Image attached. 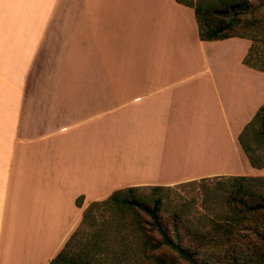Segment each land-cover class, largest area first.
<instances>
[{
  "label": "crops",
  "instance_id": "obj_1",
  "mask_svg": "<svg viewBox=\"0 0 264 264\" xmlns=\"http://www.w3.org/2000/svg\"><path fill=\"white\" fill-rule=\"evenodd\" d=\"M251 46L178 0H0V264H50L116 190L264 176Z\"/></svg>",
  "mask_w": 264,
  "mask_h": 264
},
{
  "label": "trees",
  "instance_id": "obj_2",
  "mask_svg": "<svg viewBox=\"0 0 264 264\" xmlns=\"http://www.w3.org/2000/svg\"><path fill=\"white\" fill-rule=\"evenodd\" d=\"M178 1L194 7L201 39L216 40L232 36L251 39L252 46L244 62L264 70V60L259 59L255 48L256 38L247 32L235 33V26L242 22L240 15L263 8L264 0H260V5L250 0H229L226 6L218 5L221 0ZM226 16L230 17L227 19ZM254 26L264 28V18L256 20ZM263 121L264 105L239 137L252 165L259 168L264 165V129L258 128L261 124L264 127ZM250 132H254L253 141L248 140ZM259 150H263V155L255 154ZM263 180L264 177L222 175L181 183L204 186L208 211L199 220L195 216L193 220L186 209L174 204L170 198L167 200L168 195L164 193L128 197L127 193L142 188L116 190L106 199L94 201L85 209L81 223L50 264H98V252L106 248L122 254L132 253V260L142 264L252 263L253 259L248 253H260L264 248V187L257 185L258 181ZM207 181L215 184L209 187ZM169 187L150 186L157 192ZM77 204L81 206L82 200L78 199ZM100 206L110 207L113 217L98 219L94 210ZM126 209L133 212L129 219L123 214ZM120 223L123 228L118 226ZM88 226L103 229L108 238L104 242L96 240L92 252H76L75 248ZM131 236L132 242L137 244L136 250L128 240ZM118 244L121 247L118 248ZM209 246L218 251L207 252L205 248ZM123 257L127 262L132 261L128 256ZM201 259L205 262H201Z\"/></svg>",
  "mask_w": 264,
  "mask_h": 264
},
{
  "label": "rangeland",
  "instance_id": "obj_3",
  "mask_svg": "<svg viewBox=\"0 0 264 264\" xmlns=\"http://www.w3.org/2000/svg\"><path fill=\"white\" fill-rule=\"evenodd\" d=\"M255 3V5H260V0H250ZM229 2V0H221L219 1L218 5H224L226 6V3ZM227 19L230 16H226ZM240 18L242 22L235 26V33H240V32H247L254 36L256 38V45L255 48L257 49L258 57L259 59L264 60V28L262 26H254V22L258 19H263L264 18V7L263 8H258L255 11L247 12L244 14L240 15ZM247 22L245 25L243 24L244 22ZM33 83V72L30 76V85ZM264 122V121H263ZM259 129L263 130L264 127L261 125L258 126ZM254 132H250L247 137L248 140L253 141V134ZM255 154H262L263 155V150L256 151ZM249 177H264V176H249ZM217 180V179H216ZM214 180V182L216 181ZM212 181H207L208 186L212 187L215 183ZM258 187H264V180L263 181H258ZM142 189L137 190L136 192L133 193H127L126 196L130 197L132 195L136 196H147V195H153V193H164L165 195H168L166 198L167 200H171L174 204L176 203L177 206H182L184 209H186L190 217L194 216L196 220L204 217V215L207 213L208 209V203L206 202L207 200L205 199V189L203 185L199 184H177L170 186L169 188L161 191H153L150 186H143L140 187ZM126 189V188H125ZM185 205V206H184ZM216 205H219L218 203ZM214 206V203H213ZM220 206V205H219ZM219 206H216L217 208ZM221 207V206H220ZM109 208H105L104 206L96 207L94 212L97 216L98 219L106 218V217H113L111 214ZM169 210L172 211L171 208H168ZM123 214L125 215V218L129 219L133 216L132 210L126 209L123 211ZM120 228H123V225L121 223L118 225ZM103 229H97L95 226H88L84 233L81 236V242L80 244L75 248L76 252L82 251V252H88L89 250L92 252V249L94 248V242L96 240L100 239V241L104 242L105 239H107L106 231H102ZM133 248L136 250L137 244L135 242H132V236L128 239ZM105 246V244H103ZM116 247V245H115ZM121 247V244H118V248ZM123 247V244H122ZM106 248V247H105ZM121 250V249H119ZM205 250L207 252L214 251L217 252L218 250L214 247H206ZM124 252L123 250H121ZM260 253H248L249 256L252 257L253 261L252 263L248 264H264V248H261ZM174 255L175 253L172 252ZM172 255V254H171ZM123 256H128V258L133 256L132 253H119L115 250H109L108 248L103 249L102 251L98 252L97 259H98V264H142L138 261H134L131 258V262H127L125 257ZM201 262H205L201 259ZM184 263V262H182ZM213 263V262H210ZM208 263V264H210ZM184 264H190V263H184ZM242 264V263H241Z\"/></svg>",
  "mask_w": 264,
  "mask_h": 264
}]
</instances>
